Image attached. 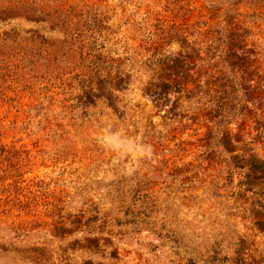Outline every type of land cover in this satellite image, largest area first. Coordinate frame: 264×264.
<instances>
[{
	"label": "rangeland",
	"instance_id": "374dc122",
	"mask_svg": "<svg viewBox=\"0 0 264 264\" xmlns=\"http://www.w3.org/2000/svg\"><path fill=\"white\" fill-rule=\"evenodd\" d=\"M92 13L132 76L82 113ZM0 264H264V0H0Z\"/></svg>",
	"mask_w": 264,
	"mask_h": 264
},
{
	"label": "trees",
	"instance_id": "16d2710c",
	"mask_svg": "<svg viewBox=\"0 0 264 264\" xmlns=\"http://www.w3.org/2000/svg\"><path fill=\"white\" fill-rule=\"evenodd\" d=\"M67 14L58 16L57 21L61 25H71L65 18ZM97 23L105 29V22H101L95 13L90 15L88 31L79 30L78 26H68L64 33L63 42L56 51L54 57L48 58L49 80H59L67 88L66 93L77 92L74 107L82 110L93 105L95 101L109 96L118 91L125 90V85L131 78V70L125 57H112L99 50V44L95 43L90 33H95ZM104 23V24H103ZM101 46V45H100ZM100 48L103 49V46ZM80 56L78 57L77 55ZM59 55V56H58ZM231 120V119H230ZM230 120H217L214 122L216 130H210L209 146L219 144V137ZM219 156L227 167L238 169L236 163L219 152Z\"/></svg>",
	"mask_w": 264,
	"mask_h": 264
}]
</instances>
